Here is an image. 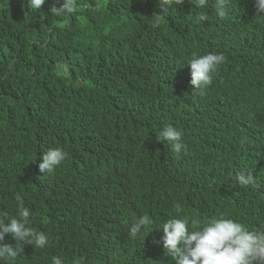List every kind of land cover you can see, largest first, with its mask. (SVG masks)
Masks as SVG:
<instances>
[{
    "label": "trees",
    "instance_id": "obj_1",
    "mask_svg": "<svg viewBox=\"0 0 264 264\" xmlns=\"http://www.w3.org/2000/svg\"><path fill=\"white\" fill-rule=\"evenodd\" d=\"M193 1L184 0L158 16L159 0H110V11L95 9L96 0H91L86 10L74 15L77 20L73 13L56 17V24L65 26L83 45L96 47L101 35L112 38L88 61L80 84L70 87L65 84L77 80L80 72L59 76L47 72L41 84L38 69H24L15 60L11 40L23 23L6 27V22H13L16 6L24 1L0 3V211L15 216L20 197L31 210V227H35L34 218L44 219L40 198H52L59 227L78 221L106 231L108 224L113 229L125 225L126 211L119 202L126 198L137 211L145 210L147 197L154 195L176 193L170 202L181 208L193 203V191H180L184 183L176 186L166 172L172 145L166 152L156 139L164 126L182 125V111L168 105L169 93L183 87L188 60L210 49L225 56L216 80L228 75L244 79L237 52L247 40L264 34L252 26L241 0H228L222 18L212 10L215 0H207L202 8ZM208 13L218 32L200 42L194 26ZM90 28L95 37L84 33ZM39 84L41 91L32 98ZM190 119L192 129L183 135L187 149H193L195 139H202L200 120L195 115ZM204 140L209 144L210 137L205 135ZM52 148H61L67 157L57 171L43 174L38 169L40 157ZM196 155L202 168L224 170L226 177L238 168L216 154ZM60 174L67 185L56 186ZM105 178L114 181L115 191L103 186ZM154 185H158L155 193ZM198 201L203 208L192 212V217L213 216L216 204L208 196H199ZM230 213L246 222L264 221V205L249 209L236 204ZM141 243L123 230V247ZM130 260H135L134 254ZM136 260L144 264L137 256ZM152 264L162 261L154 258Z\"/></svg>",
    "mask_w": 264,
    "mask_h": 264
},
{
    "label": "clouds",
    "instance_id": "obj_2",
    "mask_svg": "<svg viewBox=\"0 0 264 264\" xmlns=\"http://www.w3.org/2000/svg\"><path fill=\"white\" fill-rule=\"evenodd\" d=\"M7 1L0 3L6 6ZM23 1L14 10L13 22H6V27L16 25V21L23 23L11 40L15 60L24 69H38L43 77L41 84L47 72L54 76L80 72L77 80L65 86L80 84L88 61L112 38L101 35L96 47L83 45L67 33L65 26L56 24L55 18L73 13V20H77L74 15L86 10L91 0ZM109 2L96 0L92 7L110 11ZM183 2L159 0L161 10L157 15L165 16L173 5ZM193 3L202 8L207 0ZM241 3L252 26L264 31V0ZM227 4L228 0H215L212 10L222 18L227 14ZM218 27L208 13L193 31L202 42L214 38ZM84 33L96 35L93 28ZM236 59L244 79L228 75L216 80L214 77L225 62L224 54L210 49L193 55L186 65L183 87L169 93L168 105L182 111V125L164 126L156 139L166 152L172 145L166 172L176 186L184 183L180 191H193L192 204L185 208L174 206L170 198L176 193L154 195L147 197L145 210L137 211L126 198L119 202L126 211L123 228L113 229L108 224L102 231L78 221L59 227L54 201L43 197L40 200L44 203V219L34 218L36 226L31 227V210L17 197L15 216L0 211V264H142L136 256L144 264H152L154 258L162 264H264V221L246 222L230 213L236 204L249 209L264 205V34L247 40ZM41 84L34 89L32 98L41 91ZM191 115L201 122L202 139H195L193 149H187L183 135L192 129ZM50 117L47 116L48 121ZM205 135L210 137L209 144ZM202 153L227 158L238 168L231 171L230 177L225 176L224 170L215 173L204 169L195 159L196 154ZM66 157L61 148L48 149L42 153L38 169L52 174ZM104 182L105 188L115 191L114 181L105 178ZM58 185H67L63 174L57 179ZM152 191L157 192L158 185ZM199 196H208L216 204L213 216L207 220L192 217V212L203 208ZM123 230L142 243L135 248L123 247Z\"/></svg>",
    "mask_w": 264,
    "mask_h": 264
},
{
    "label": "bare ground",
    "instance_id": "obj_3",
    "mask_svg": "<svg viewBox=\"0 0 264 264\" xmlns=\"http://www.w3.org/2000/svg\"><path fill=\"white\" fill-rule=\"evenodd\" d=\"M9 213V212H8Z\"/></svg>",
    "mask_w": 264,
    "mask_h": 264
}]
</instances>
